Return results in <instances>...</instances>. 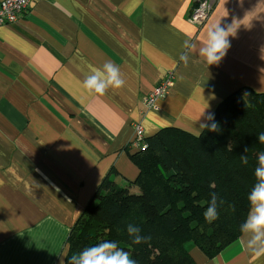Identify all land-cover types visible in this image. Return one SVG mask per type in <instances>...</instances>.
Segmentation results:
<instances>
[{
  "label": "crops",
  "instance_id": "crops-1",
  "mask_svg": "<svg viewBox=\"0 0 264 264\" xmlns=\"http://www.w3.org/2000/svg\"><path fill=\"white\" fill-rule=\"evenodd\" d=\"M214 1L201 27L189 19L195 0H37L0 28V264H65L68 236L105 177L120 186L137 178L134 123L146 139L171 127L198 136L204 110L244 87L264 94V0ZM218 24L234 35L208 66L199 48ZM106 62L125 86L89 96L83 81ZM170 72L159 110H147L143 99ZM246 239L213 259L189 244V255L264 264Z\"/></svg>",
  "mask_w": 264,
  "mask_h": 264
},
{
  "label": "trees",
  "instance_id": "trees-1",
  "mask_svg": "<svg viewBox=\"0 0 264 264\" xmlns=\"http://www.w3.org/2000/svg\"><path fill=\"white\" fill-rule=\"evenodd\" d=\"M214 114L218 133L195 136L171 127L147 138L146 148L131 157L138 170L133 183L120 186L105 177L68 236L65 264L74 253L102 241H117L137 264H196L188 244L213 259L239 238L256 159L264 152L257 139L264 131V94L241 88ZM241 155H247V165ZM212 192L224 203L219 219L209 224L203 213ZM129 223L150 239L132 244Z\"/></svg>",
  "mask_w": 264,
  "mask_h": 264
},
{
  "label": "clouds",
  "instance_id": "clouds-1",
  "mask_svg": "<svg viewBox=\"0 0 264 264\" xmlns=\"http://www.w3.org/2000/svg\"><path fill=\"white\" fill-rule=\"evenodd\" d=\"M232 35H234L232 26L225 28L218 24L208 30L206 42L199 48V56L205 59L208 66L218 65L226 56L231 46L229 37ZM183 47L189 48L195 45H189V42L185 41ZM179 59L187 66L190 57L187 52H182ZM125 83L120 68L112 62H106L102 69L91 70V74L83 81L82 88L89 96H103L110 88L120 89ZM201 117L203 120L199 123L198 134L205 131L217 133L220 131L214 113H205L204 110L198 120ZM257 139L264 144V131L258 133ZM247 151L248 148H245L244 153ZM240 159L244 165L249 163L247 155H241ZM254 177L255 183L247 196L248 213L240 225V232L247 237L246 242L244 240L241 242L245 244V249L251 254L252 259L256 260L264 257V152H260L257 156ZM210 196L208 206L203 213L205 221L209 224L219 219L218 209L224 203L217 193L212 192ZM126 230L134 245H140L150 239L141 235L142 229L135 224H127ZM68 264H137V261L132 258L129 251L120 248L117 241H102L74 253Z\"/></svg>",
  "mask_w": 264,
  "mask_h": 264
},
{
  "label": "built area",
  "instance_id": "built-area-1",
  "mask_svg": "<svg viewBox=\"0 0 264 264\" xmlns=\"http://www.w3.org/2000/svg\"><path fill=\"white\" fill-rule=\"evenodd\" d=\"M37 0H2L0 2V28L14 25L28 11L30 5ZM215 5L214 0H195L190 12L191 22L201 27L209 18ZM174 75L172 72L167 74L143 99V105L147 110L158 111L159 102L166 97L169 88L172 86ZM145 135L141 123H134L133 137L129 142L128 148L133 150L145 149Z\"/></svg>",
  "mask_w": 264,
  "mask_h": 264
},
{
  "label": "rangeland",
  "instance_id": "rangeland-1",
  "mask_svg": "<svg viewBox=\"0 0 264 264\" xmlns=\"http://www.w3.org/2000/svg\"><path fill=\"white\" fill-rule=\"evenodd\" d=\"M189 245V244H188Z\"/></svg>",
  "mask_w": 264,
  "mask_h": 264
}]
</instances>
